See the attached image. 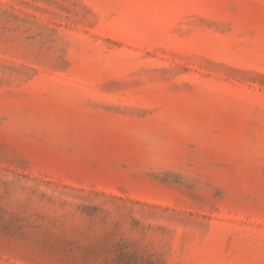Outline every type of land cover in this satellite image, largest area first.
I'll return each instance as SVG.
<instances>
[{"label":"rangeland","instance_id":"rangeland-1","mask_svg":"<svg viewBox=\"0 0 264 264\" xmlns=\"http://www.w3.org/2000/svg\"><path fill=\"white\" fill-rule=\"evenodd\" d=\"M0 264H264V0H0Z\"/></svg>","mask_w":264,"mask_h":264}]
</instances>
